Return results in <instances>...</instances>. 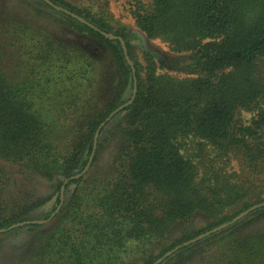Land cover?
Returning <instances> with one entry per match:
<instances>
[{
    "label": "trees",
    "instance_id": "trees-1",
    "mask_svg": "<svg viewBox=\"0 0 264 264\" xmlns=\"http://www.w3.org/2000/svg\"><path fill=\"white\" fill-rule=\"evenodd\" d=\"M133 14L176 74L139 60L109 0H0V246L25 264H264V0ZM187 137L214 156L187 158Z\"/></svg>",
    "mask_w": 264,
    "mask_h": 264
},
{
    "label": "rangeland",
    "instance_id": "rangeland-1",
    "mask_svg": "<svg viewBox=\"0 0 264 264\" xmlns=\"http://www.w3.org/2000/svg\"><path fill=\"white\" fill-rule=\"evenodd\" d=\"M110 2V10L112 14L115 16L118 25L127 27L134 33L139 34L143 43H134L136 45V53L138 55L139 60L144 64L143 58V48H148L149 50L161 55L164 58V61L157 60L158 66L160 68V72H171L176 74L170 65L174 63L178 58L175 55L167 42L163 39H149L147 35L137 26L136 18L133 14V10L140 4L145 6L146 8H150L152 4V0H109ZM252 113L244 112L242 117L245 121H249L252 118ZM211 147L209 145H203L201 141L197 138L187 137L182 142V152L187 157L193 160L195 163L203 162L205 158L213 157V153L211 151ZM264 198V193L262 194ZM52 209L51 205H47L46 207L38 210L37 214L39 217H43L50 212ZM207 221L206 218L199 219L200 225H203ZM21 239V238H19ZM19 239H15L16 242H19ZM14 240L7 242L6 244H2L0 246V264H25V258L17 256L19 252H17L16 247L12 243ZM26 242V241H25ZM25 262V263H23Z\"/></svg>",
    "mask_w": 264,
    "mask_h": 264
},
{
    "label": "water",
    "instance_id": "water-1",
    "mask_svg": "<svg viewBox=\"0 0 264 264\" xmlns=\"http://www.w3.org/2000/svg\"><path fill=\"white\" fill-rule=\"evenodd\" d=\"M52 4V3H51ZM123 42V45H125V43H124V41H122ZM126 50V49H125ZM123 108V106H121L119 109H117L111 116H113L114 114H116L117 112H119L121 109ZM96 143H97V137H96V139H95V145H96ZM89 168V167H88ZM87 168V169H88ZM86 169V170H87ZM252 211V208H250V209H248L247 211H245V212H243L240 216H238L236 219H235V221H237L238 219H240V217H244V216H246L249 212H251ZM178 248H176V249H174V250H172V251H170L169 253H167L162 259H164V258H166L167 256H169V255H171L172 253H174L176 250H177ZM157 264V263H156Z\"/></svg>",
    "mask_w": 264,
    "mask_h": 264
}]
</instances>
